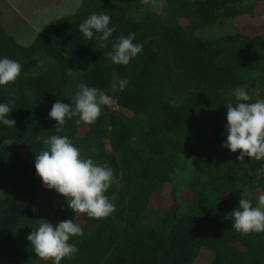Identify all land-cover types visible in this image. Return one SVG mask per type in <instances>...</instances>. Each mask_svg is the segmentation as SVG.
<instances>
[{
  "label": "trees",
  "instance_id": "trees-1",
  "mask_svg": "<svg viewBox=\"0 0 264 264\" xmlns=\"http://www.w3.org/2000/svg\"><path fill=\"white\" fill-rule=\"evenodd\" d=\"M75 9L41 31L29 24L33 39L9 32L15 20L1 14L0 57L22 72L0 87L16 122L0 125V264H51L27 236L42 220L74 218L84 235L61 264H264V232L242 235L231 217L244 190L253 206L264 194V159L239 161L222 146L233 90L264 100V0H82ZM102 11L116 31L89 41L79 26ZM130 33L142 51L117 65L108 53ZM80 84L111 105L94 124L77 125L76 116L56 133L48 113L57 100L74 108ZM38 135L67 136L84 158L110 164L109 216L75 217L43 186Z\"/></svg>",
  "mask_w": 264,
  "mask_h": 264
},
{
  "label": "clouds",
  "instance_id": "clouds-1",
  "mask_svg": "<svg viewBox=\"0 0 264 264\" xmlns=\"http://www.w3.org/2000/svg\"><path fill=\"white\" fill-rule=\"evenodd\" d=\"M79 31L89 41H108L116 31L111 25V17L102 11L93 12L79 26ZM135 33L127 37L120 36L108 53L109 59L117 65H128L142 51V45L134 43ZM22 65L8 57H0V87L15 83L21 75ZM129 81L120 80L119 87L124 90ZM235 103L226 104V139L222 146L244 161L245 157L257 161L264 159V100L250 103L252 97L245 87L233 90ZM110 106L111 98L97 88L80 84L75 93V107L57 100L51 107L48 116L55 120L56 133L63 131L66 120L78 116L75 123L94 124L101 114V106ZM13 109L7 103H0V125L13 127L16 122L10 119ZM43 149L36 154L35 169L43 186L54 190L66 198L67 206L74 213L86 214L89 218L101 219L109 216L114 210V198L109 199L107 191L116 182L110 164H97L91 158H84L77 148L64 135L37 136ZM264 172V169L258 170ZM243 191L239 207L231 213L232 228L242 235L264 232V194L260 195L253 206ZM75 219V218H74ZM74 219L52 223L42 220L40 225L27 236L30 247L36 256L51 264H61L65 258L71 259L78 252L73 237L83 236L84 232Z\"/></svg>",
  "mask_w": 264,
  "mask_h": 264
},
{
  "label": "rangeland",
  "instance_id": "rangeland-1",
  "mask_svg": "<svg viewBox=\"0 0 264 264\" xmlns=\"http://www.w3.org/2000/svg\"><path fill=\"white\" fill-rule=\"evenodd\" d=\"M81 3L82 0H0V18L2 14L9 16L11 22L15 20L7 26L8 31L13 33L19 27L23 35H27L23 38L30 39L35 28L30 26L32 29L29 30V24H37L41 31L76 10Z\"/></svg>",
  "mask_w": 264,
  "mask_h": 264
}]
</instances>
